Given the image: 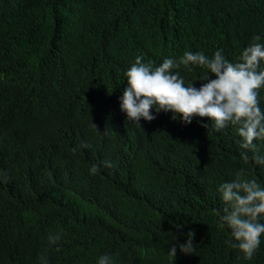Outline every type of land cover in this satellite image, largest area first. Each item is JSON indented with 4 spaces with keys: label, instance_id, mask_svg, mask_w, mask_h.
<instances>
[{
    "label": "trees",
    "instance_id": "1",
    "mask_svg": "<svg viewBox=\"0 0 264 264\" xmlns=\"http://www.w3.org/2000/svg\"><path fill=\"white\" fill-rule=\"evenodd\" d=\"M256 35L264 0H0V264H264V235L245 259L220 219L222 182L243 169L264 188L235 128L155 109L137 124L120 109L137 56L236 61ZM174 71L199 87L206 70Z\"/></svg>",
    "mask_w": 264,
    "mask_h": 264
},
{
    "label": "clouds",
    "instance_id": "2",
    "mask_svg": "<svg viewBox=\"0 0 264 264\" xmlns=\"http://www.w3.org/2000/svg\"><path fill=\"white\" fill-rule=\"evenodd\" d=\"M261 37L254 36L236 61H229L219 49L209 57L203 52L185 51L179 60L164 58L158 66L143 62L137 56L126 71L127 87L120 97V109L127 120L139 124L141 118L152 121L157 113L172 112V118L179 117L190 124L194 116L206 117L213 122L215 131L228 126L235 128L241 138V158L245 163L251 159L264 166V154H260L256 140H264V110L260 107V90L264 88V43ZM198 66L205 69L200 77L199 87L194 83L186 85L179 71L181 66ZM214 77V78H213ZM95 126V125H94ZM96 127V126H95ZM204 127H208L205 124ZM251 152V157L248 153ZM105 166L111 168L110 162ZM97 166L91 172L95 174ZM218 192L226 205L220 217L222 226L230 229L231 238L226 241L229 247L252 259L264 235V188L253 178L248 179L242 169L231 181L222 182ZM194 233H187L186 242L179 244L184 254L195 252ZM59 234H49V244L59 241ZM168 255L175 259L177 246L169 247ZM97 264H114L111 256L104 254Z\"/></svg>",
    "mask_w": 264,
    "mask_h": 264
}]
</instances>
